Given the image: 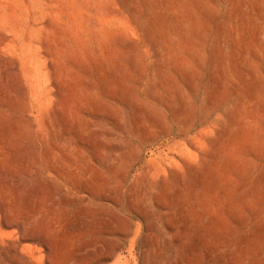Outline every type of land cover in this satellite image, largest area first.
<instances>
[{"label": "rangeland", "instance_id": "374dc122", "mask_svg": "<svg viewBox=\"0 0 264 264\" xmlns=\"http://www.w3.org/2000/svg\"><path fill=\"white\" fill-rule=\"evenodd\" d=\"M0 264H264V0H0Z\"/></svg>", "mask_w": 264, "mask_h": 264}]
</instances>
